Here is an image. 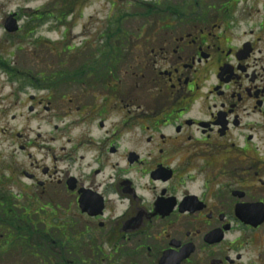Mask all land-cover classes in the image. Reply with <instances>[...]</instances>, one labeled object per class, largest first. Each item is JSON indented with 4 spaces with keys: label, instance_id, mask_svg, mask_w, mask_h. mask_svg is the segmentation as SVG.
I'll return each instance as SVG.
<instances>
[{
    "label": "flooded vegetation",
    "instance_id": "af4514ba",
    "mask_svg": "<svg viewBox=\"0 0 264 264\" xmlns=\"http://www.w3.org/2000/svg\"><path fill=\"white\" fill-rule=\"evenodd\" d=\"M59 7L77 68L0 51V237L61 264H264V0ZM29 10L6 39L39 57L51 5Z\"/></svg>",
    "mask_w": 264,
    "mask_h": 264
},
{
    "label": "rangeland",
    "instance_id": "374dc122",
    "mask_svg": "<svg viewBox=\"0 0 264 264\" xmlns=\"http://www.w3.org/2000/svg\"><path fill=\"white\" fill-rule=\"evenodd\" d=\"M44 4L51 5V10L54 12L51 14L63 15V17H66L68 20L66 25L65 24L60 25V23H56L55 19L50 20L49 23H46L45 26L46 29L52 28L51 29L52 32L50 34V38L52 41L50 47L52 48L39 49L38 47H36L37 49H35L34 51L39 55V57L33 55L32 54L33 49L28 47L26 44L25 47H23V45L21 44H15V43L11 45L10 42L6 39V37L2 33V31H4V28L3 30L0 28V51L3 53L4 57H6L8 60L12 62V67L16 68V70L19 73L23 74L24 73L23 71L28 67H35L36 69H40L41 66L43 65L48 66V64H50L51 70L60 69L62 68L61 66L62 60L69 62L71 64L69 68L71 69L77 68L79 66L78 58H76V56H67L63 54L69 52L67 49L69 46L77 45L79 43V30L81 25L79 24V20H77L75 16L70 17L68 13H65L60 7L58 8V5L60 4V0H0V22L2 21V19L5 20V18L9 15V13H11V11H15V12L20 11L22 15L24 14L28 15L29 9ZM26 9L27 11H25ZM63 33H66L65 35L66 39H63L64 36ZM17 47H21L22 50L17 51L16 49ZM9 54H12V57H9L8 56ZM43 54H46V56L44 57ZM38 61H41L43 65H38L37 64ZM2 83L3 86L0 85V87H4V92L8 93L11 90V82L8 81V76L6 72H4V75L2 76ZM65 84H61V88L59 92H57L59 94L57 95V98H59L60 93L67 95L69 98H74L75 93L79 92L77 91L76 87H74L75 84L68 82ZM18 122H23V120H19ZM6 148L7 146L3 147L4 150H7ZM17 206L19 208H23V204L20 202L17 203ZM16 212L21 213L22 209H18ZM39 228L41 229L42 227L38 226L37 229L39 230ZM6 230H4L5 234H7L8 231ZM26 236H27L26 234H23L21 237L23 239ZM28 241L33 246H36L37 244L41 243V238L38 236L35 238L31 237V240ZM0 247H2L1 238H0ZM30 251L31 252L28 253V256H24L23 253L18 251H17L18 253L13 252L6 254L2 257V259H0V264H38V262L39 264H52L53 262L55 264H61L62 262V260H59L56 257V255L50 250H48L50 254L49 252H40V249L35 251L33 250ZM37 251L39 254V259L37 257H34L33 255L34 252ZM70 254L72 253L70 252ZM22 256H24L25 258ZM77 257L78 256L75 254L74 258Z\"/></svg>",
    "mask_w": 264,
    "mask_h": 264
},
{
    "label": "water",
    "instance_id": "95a60500",
    "mask_svg": "<svg viewBox=\"0 0 264 264\" xmlns=\"http://www.w3.org/2000/svg\"><path fill=\"white\" fill-rule=\"evenodd\" d=\"M7 27L9 29H12V27H13L12 19H9L8 24H7Z\"/></svg>",
    "mask_w": 264,
    "mask_h": 264
}]
</instances>
